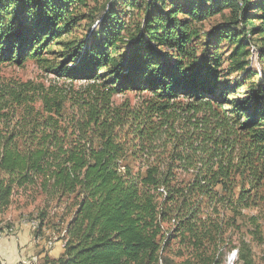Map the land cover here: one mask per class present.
Returning a JSON list of instances; mask_svg holds the SVG:
<instances>
[{"label": "trees", "instance_id": "obj_1", "mask_svg": "<svg viewBox=\"0 0 264 264\" xmlns=\"http://www.w3.org/2000/svg\"><path fill=\"white\" fill-rule=\"evenodd\" d=\"M224 41L244 74L232 84L213 52ZM252 46L264 62V0H0V218L40 198L62 211L65 252L45 264H226L234 250L254 264L244 231L263 212L264 78L249 82ZM29 61L46 81L4 73ZM47 216H33L36 238Z\"/></svg>", "mask_w": 264, "mask_h": 264}, {"label": "rangeland", "instance_id": "obj_2", "mask_svg": "<svg viewBox=\"0 0 264 264\" xmlns=\"http://www.w3.org/2000/svg\"><path fill=\"white\" fill-rule=\"evenodd\" d=\"M229 11L225 12V14L223 15H219L214 17L212 20L206 21L204 24H199V28L202 30H210L211 28H213L214 25H219V24H225L226 22H228L229 20ZM83 31V30H82ZM84 32L87 34L88 36L90 35L91 31H86L84 30ZM217 47H215L216 49H213V52L218 51V56L220 58V60L223 62V68H222V72H223V76H225L224 78V82L225 83H234L238 80H242L244 79V74L242 73H231L229 71V67H230V60H231V54H232V46L229 44V42L224 41L222 43H215ZM255 46L251 47V57H250V67L253 70V75L250 79V83L251 82H255V81H260L261 78H264V62H261L260 57L257 53V51L254 49ZM54 52L60 51V49L58 47H52L51 48ZM212 52V51H211ZM52 58H54L55 56H51ZM69 68H72V66H69ZM255 72L258 75H255ZM4 73L8 76V77H18L20 79L23 80H31V79H43L46 81V79H48L47 77H45L44 72L42 71V69L39 67V65L37 63H34L32 61H29L26 66L23 69H19L17 67H10L7 69H4ZM53 78V77H51ZM246 78V77H245ZM249 87H245L241 92L244 93L240 94L239 96H236V99H243V96L245 95V92H248ZM134 102H135V97L136 95L131 94L128 95ZM122 99V97H120L118 100L120 101ZM262 192L264 195V183H263V187H262ZM45 203L44 200L42 198L37 199L35 202L28 204L26 207L23 208H18V206H14L13 209L9 212V214L6 216V218L2 217L0 218V230H7V234L8 233V229L13 228L14 229V234L13 235H17V226L20 224V221H24L26 224H28L27 222H31V220H35L38 215H41L43 212L47 211L48 212V216L46 218V226H47V230L45 231L46 233L44 234L45 237L44 239L47 241L49 240V236L52 235V232H55L56 235L58 236V239L60 242L61 240H65L64 238V232L63 233H59V231L56 229H52V224H56V226H58L61 222L59 219V216L56 217V214L62 213L61 210L56 209V205L52 204L49 206H47V208L45 207ZM49 207V208H48ZM263 212L261 214V219L259 221L260 226L259 229L256 230V228L252 225H249L247 227V229L244 232H247L246 234V239L247 242H249V245L251 247V259L253 260L254 264H264V202L261 203V207H260ZM261 211H257V210H251L248 211L247 215L250 214H255L258 215ZM34 216V217H33ZM2 219V220H1ZM55 227V226H53ZM33 232L35 233V235L37 236V233L35 232L36 230H34L32 227H30ZM60 230L62 231L63 229H65V225H59ZM255 233V235H254ZM6 234V235H7ZM12 235V234H11ZM9 236V235H8ZM60 236V237H59ZM63 239H62V238ZM57 246V245H56ZM59 247V246H58ZM61 247V245H60ZM59 247V248H60ZM62 248V247H61ZM55 249V248H54ZM61 250L65 249L62 248ZM64 254H62L63 256ZM238 259V250H234L232 251L229 256H228V260L226 264H236ZM58 260H56L57 262ZM49 262L51 263L52 261H46V263ZM41 264H45V263H41ZM238 264H244V262H240Z\"/></svg>", "mask_w": 264, "mask_h": 264}, {"label": "crops", "instance_id": "obj_3", "mask_svg": "<svg viewBox=\"0 0 264 264\" xmlns=\"http://www.w3.org/2000/svg\"><path fill=\"white\" fill-rule=\"evenodd\" d=\"M30 227L29 223L20 221L17 226V235L7 234V230H0V264H23L35 257L40 258L41 264L46 261H56L62 257L64 250H61L60 244H63L65 240L58 242L55 249L45 251L43 242L46 240L43 236L36 238Z\"/></svg>", "mask_w": 264, "mask_h": 264}, {"label": "built area", "instance_id": "obj_4", "mask_svg": "<svg viewBox=\"0 0 264 264\" xmlns=\"http://www.w3.org/2000/svg\"><path fill=\"white\" fill-rule=\"evenodd\" d=\"M31 222H32V228H35L37 231L40 227V221L36 218L35 220H31ZM8 233L13 235L14 229H8ZM0 234H1V231H0ZM40 243H42V242H40ZM43 244H44V250L45 251L46 250L47 251L53 250L56 247V245L58 244V236L56 235V233L52 232L51 241L43 242ZM60 245L62 248H64V244H60ZM23 264H40V258L35 257V258L31 259L30 261L23 262Z\"/></svg>", "mask_w": 264, "mask_h": 264}, {"label": "bare ground", "instance_id": "obj_5", "mask_svg": "<svg viewBox=\"0 0 264 264\" xmlns=\"http://www.w3.org/2000/svg\"><path fill=\"white\" fill-rule=\"evenodd\" d=\"M29 224H30V226L32 227V222H28ZM34 230H36L35 228H33ZM52 236V235H51ZM51 236H49V240H47V241H45V242H49V241H51ZM60 237V236H59ZM64 237H65V232H64ZM62 238V237H61ZM64 247H65V245H66V240L64 241Z\"/></svg>", "mask_w": 264, "mask_h": 264}]
</instances>
